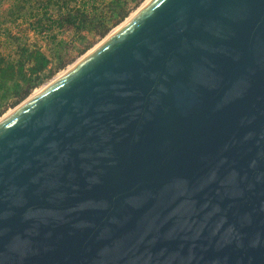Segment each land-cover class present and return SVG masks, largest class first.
I'll use <instances>...</instances> for the list:
<instances>
[{"label": "water", "instance_id": "95a60500", "mask_svg": "<svg viewBox=\"0 0 264 264\" xmlns=\"http://www.w3.org/2000/svg\"><path fill=\"white\" fill-rule=\"evenodd\" d=\"M139 8L0 117V264H264V0Z\"/></svg>", "mask_w": 264, "mask_h": 264}, {"label": "trees", "instance_id": "16d2710c", "mask_svg": "<svg viewBox=\"0 0 264 264\" xmlns=\"http://www.w3.org/2000/svg\"><path fill=\"white\" fill-rule=\"evenodd\" d=\"M142 1L0 0V116L105 37ZM31 32L40 41L30 40Z\"/></svg>", "mask_w": 264, "mask_h": 264}, {"label": "rangeland", "instance_id": "374dc122", "mask_svg": "<svg viewBox=\"0 0 264 264\" xmlns=\"http://www.w3.org/2000/svg\"><path fill=\"white\" fill-rule=\"evenodd\" d=\"M147 0H143L142 2H141V4L140 5H138L135 9H133L132 11H131V13L127 16L128 18L130 17V16H132L134 13H135V11L139 8V7H141L145 2H146ZM9 2L8 1H5V3L4 4H8ZM125 18L121 23H123L124 21H126V19H128V18ZM121 23H119L118 25H116L112 30H114L117 26H119ZM111 30V31H112ZM110 31V32H111ZM29 37H30V40H33V41H40V39L33 33V32H31L30 34H29ZM104 38V37H103ZM102 38V39H103ZM102 39H100L99 41H97L93 46H91L89 49H87L83 54H85L88 50H90L92 47H94L97 43H99ZM83 54H81V55H79L75 60H73L71 63H69L65 68H63V69H61V70H59L55 75H53L51 78H49V79H47L44 83H42L40 86H38V87H36L34 90H33V92L30 94V95H32V94H34V93H37L46 83H48V82H50L52 79H54L55 77H57V76H59V75H61L68 67H70L75 61H77ZM29 95V96H30ZM15 106H13V107H10V108H8L7 109V111L5 112V113H7V112H9L10 110H12L13 108H14ZM5 113H3V115L5 114ZM1 117V116H0Z\"/></svg>", "mask_w": 264, "mask_h": 264}, {"label": "bare ground", "instance_id": "6f19581e", "mask_svg": "<svg viewBox=\"0 0 264 264\" xmlns=\"http://www.w3.org/2000/svg\"><path fill=\"white\" fill-rule=\"evenodd\" d=\"M147 1H149V0H147ZM147 1H146L145 3H147ZM145 3H144V4H145ZM144 4H143V5H144ZM143 5H142V6H143ZM142 6H141V7H142ZM139 9H140V8H139ZM130 17H132V16H130ZM130 17H129V18H130ZM129 18H128V19H129ZM128 19H126V21H127Z\"/></svg>", "mask_w": 264, "mask_h": 264}]
</instances>
